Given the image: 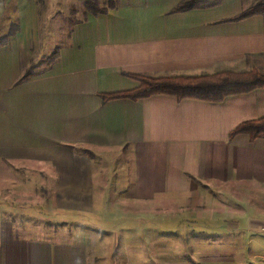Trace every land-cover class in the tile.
Masks as SVG:
<instances>
[{
    "label": "crops",
    "instance_id": "crops-1",
    "mask_svg": "<svg viewBox=\"0 0 264 264\" xmlns=\"http://www.w3.org/2000/svg\"><path fill=\"white\" fill-rule=\"evenodd\" d=\"M29 1L0 0V37ZM116 1L74 23L41 72L25 31L0 44V215L60 225L0 224V264H264V140L231 137L264 117V89L99 98L137 88L127 75H264L263 18L227 21L255 0Z\"/></svg>",
    "mask_w": 264,
    "mask_h": 264
},
{
    "label": "trees",
    "instance_id": "trees-1",
    "mask_svg": "<svg viewBox=\"0 0 264 264\" xmlns=\"http://www.w3.org/2000/svg\"><path fill=\"white\" fill-rule=\"evenodd\" d=\"M219 3L220 0H182L171 13H182L198 8L214 7ZM116 6V0H106L104 3L100 2V0H83V19L78 22L86 21L88 14L94 17L105 15L108 11L115 9ZM255 15L261 16L264 21V0H255L249 7L227 21H239ZM18 32V26L11 24L7 34L0 37V44H5L8 38L15 36ZM59 50L60 47H55L53 52L47 57L45 63L50 64L58 56ZM30 70H32V66L25 71L24 78L27 77ZM127 77L138 82V87L130 91L101 94L99 95L101 101L104 103L118 99L138 101L154 95H167L175 97L179 101L188 99L219 103L229 96L264 89V75L256 70L240 73L225 72L187 78H149L138 75H127ZM238 134H246L251 140L260 137L264 140V117L238 125L232 131L231 137ZM80 152H84L89 157H93L89 152Z\"/></svg>",
    "mask_w": 264,
    "mask_h": 264
},
{
    "label": "rangeland",
    "instance_id": "rangeland-1",
    "mask_svg": "<svg viewBox=\"0 0 264 264\" xmlns=\"http://www.w3.org/2000/svg\"><path fill=\"white\" fill-rule=\"evenodd\" d=\"M105 1L100 0L103 3ZM29 2L34 7L35 15L22 14L17 18L20 20L14 18V24L19 30L25 31V38L30 42V62H33L32 65H38L36 71L41 72L47 66L46 59L54 48L64 44L68 39L71 26L83 19V0H30ZM1 33L0 30V35ZM107 166L114 165L109 163ZM3 223L22 227L32 237L37 231L40 233L58 231L60 227V225L49 227L50 224L43 220L15 214L0 215V224Z\"/></svg>",
    "mask_w": 264,
    "mask_h": 264
}]
</instances>
